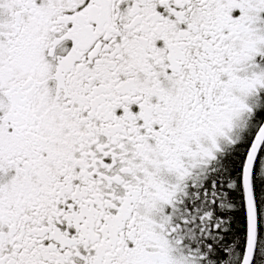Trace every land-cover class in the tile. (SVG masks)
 <instances>
[{
  "label": "snow or ice",
  "instance_id": "obj_1",
  "mask_svg": "<svg viewBox=\"0 0 264 264\" xmlns=\"http://www.w3.org/2000/svg\"><path fill=\"white\" fill-rule=\"evenodd\" d=\"M0 264H264V0H0Z\"/></svg>",
  "mask_w": 264,
  "mask_h": 264
}]
</instances>
